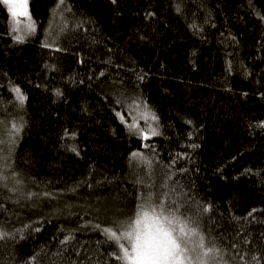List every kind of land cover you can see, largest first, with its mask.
<instances>
[{
	"label": "trees",
	"instance_id": "trees-1",
	"mask_svg": "<svg viewBox=\"0 0 264 264\" xmlns=\"http://www.w3.org/2000/svg\"><path fill=\"white\" fill-rule=\"evenodd\" d=\"M28 1L18 41L0 0V264H120L104 229L162 193L213 264H264V0Z\"/></svg>",
	"mask_w": 264,
	"mask_h": 264
},
{
	"label": "snow or ice",
	"instance_id": "snow-or-ice-1",
	"mask_svg": "<svg viewBox=\"0 0 264 264\" xmlns=\"http://www.w3.org/2000/svg\"><path fill=\"white\" fill-rule=\"evenodd\" d=\"M2 2L11 13L13 32L20 31V17L25 18V30L28 33L34 31V22L28 11V0ZM63 2L64 0H60L61 4ZM15 39L22 41L23 37L17 35ZM14 91L17 99L23 103L25 97L20 90L16 88ZM12 127L19 132L15 124ZM152 135H158L155 129L152 130ZM3 143L4 141L0 140V144ZM139 155L133 153L134 157ZM4 160L5 157L0 155V182L7 179L3 175V169L7 166ZM147 163L150 165L151 162ZM167 195L162 193V198L157 200H153L149 195L146 201L137 206L131 223L118 224L116 230L104 229L112 246L118 249L114 256L120 264H213L210 257L218 254V250L214 246H206L204 236L192 226L189 217L183 216L179 208L173 206L175 202H167ZM4 235L6 234L0 232V239Z\"/></svg>",
	"mask_w": 264,
	"mask_h": 264
},
{
	"label": "rangeland",
	"instance_id": "rangeland-1",
	"mask_svg": "<svg viewBox=\"0 0 264 264\" xmlns=\"http://www.w3.org/2000/svg\"><path fill=\"white\" fill-rule=\"evenodd\" d=\"M28 4H29V1H28ZM28 11H29V5H28ZM10 16H11V13H10ZM19 19H20V31L19 32H13V33L15 34V36L20 35V36L23 37V39H26L31 33H28L25 30V27H24L25 18L24 17H20ZM31 20H32V22H34L32 18H31ZM12 26H13V21H12V17H11V27ZM34 29H35V24H34ZM150 118H153L152 115L150 116ZM133 120L136 121L135 119H133ZM141 126L144 128V131H146V134H150L152 132V130L154 129L152 126H149V125H141ZM128 128H130L129 125H128ZM8 168H7V171H8Z\"/></svg>",
	"mask_w": 264,
	"mask_h": 264
}]
</instances>
